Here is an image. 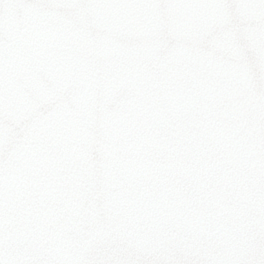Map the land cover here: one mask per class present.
Wrapping results in <instances>:
<instances>
[{
    "label": "snow or ice",
    "instance_id": "obj_1",
    "mask_svg": "<svg viewBox=\"0 0 264 264\" xmlns=\"http://www.w3.org/2000/svg\"><path fill=\"white\" fill-rule=\"evenodd\" d=\"M0 264H264V0H0Z\"/></svg>",
    "mask_w": 264,
    "mask_h": 264
}]
</instances>
